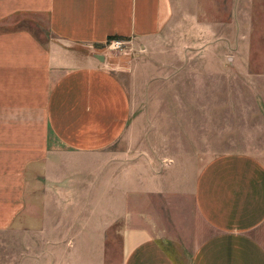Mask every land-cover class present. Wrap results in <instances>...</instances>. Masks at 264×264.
Returning <instances> with one entry per match:
<instances>
[{
	"label": "crops",
	"instance_id": "1",
	"mask_svg": "<svg viewBox=\"0 0 264 264\" xmlns=\"http://www.w3.org/2000/svg\"><path fill=\"white\" fill-rule=\"evenodd\" d=\"M191 1L0 0L1 257L11 250L14 264H53L54 227L60 240L77 242L75 264L85 263L86 242L96 250L98 241L109 239L116 212L108 211V222H85L84 204L62 199L70 190L69 155L104 156L132 124L130 93L97 49L113 37L157 38ZM174 177L157 190L172 186L174 196L190 199L193 219L167 223L149 200L148 179L142 180L140 192L125 198L127 204L140 194V204L129 203L121 222V264H264V156L220 154L187 190L181 176ZM67 254L65 248L60 264H70Z\"/></svg>",
	"mask_w": 264,
	"mask_h": 264
},
{
	"label": "rangeland",
	"instance_id": "2",
	"mask_svg": "<svg viewBox=\"0 0 264 264\" xmlns=\"http://www.w3.org/2000/svg\"><path fill=\"white\" fill-rule=\"evenodd\" d=\"M187 5L186 12L177 13L166 31L149 42L119 39L97 49L114 64L134 113L128 134L106 155H69L64 161L70 190L62 199L83 203L79 212L85 222L99 217L108 222V211L116 212L109 239L98 241L96 250L93 242L85 243L84 264H121V222L129 203L140 204L135 193L142 180L148 179L149 200L167 223L173 217L189 222L190 199L174 196L172 186L158 191V185H171L178 173L187 190L210 159L226 152L264 156V18L256 24L264 2L192 0ZM115 41L120 45L114 46ZM54 149L65 151L57 143ZM101 165L111 170L109 176L98 169ZM131 190L135 193L126 204ZM97 202L110 207L90 206ZM52 233L53 264H60L65 248L67 260L75 264L77 242L60 240L55 227ZM2 253L9 258L0 256V264H14V252Z\"/></svg>",
	"mask_w": 264,
	"mask_h": 264
},
{
	"label": "trees",
	"instance_id": "3",
	"mask_svg": "<svg viewBox=\"0 0 264 264\" xmlns=\"http://www.w3.org/2000/svg\"><path fill=\"white\" fill-rule=\"evenodd\" d=\"M120 38H117V37H113L110 39V41H113V40H119Z\"/></svg>",
	"mask_w": 264,
	"mask_h": 264
},
{
	"label": "built area",
	"instance_id": "4",
	"mask_svg": "<svg viewBox=\"0 0 264 264\" xmlns=\"http://www.w3.org/2000/svg\"><path fill=\"white\" fill-rule=\"evenodd\" d=\"M118 45H120V42L115 41L114 46H118Z\"/></svg>",
	"mask_w": 264,
	"mask_h": 264
}]
</instances>
